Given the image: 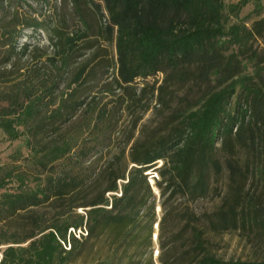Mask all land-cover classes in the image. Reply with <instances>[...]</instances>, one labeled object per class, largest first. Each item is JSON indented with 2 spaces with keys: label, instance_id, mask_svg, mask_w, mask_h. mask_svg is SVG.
<instances>
[{
  "label": "trees",
  "instance_id": "trees-1",
  "mask_svg": "<svg viewBox=\"0 0 264 264\" xmlns=\"http://www.w3.org/2000/svg\"><path fill=\"white\" fill-rule=\"evenodd\" d=\"M12 2L0 0V19ZM91 3L116 44L120 90L164 75L151 85L163 121L126 159L123 153L103 167L91 161L108 147L111 111L97 96L80 97L94 76L91 60L71 69L86 32L55 30L47 57L55 72L0 91V130L10 141L25 139L34 165L32 173L21 170L18 151L0 167V264H154L156 196L147 173L158 162L156 186L166 197L160 230L168 218L180 226L161 236V264H264L220 259L209 238L242 230L264 242V49L255 46L264 42L261 0ZM250 4L258 16L251 24L240 17ZM17 18L0 24V84L15 81L8 67L28 53L18 50ZM214 196L220 204L211 213L198 216L190 206ZM172 200L184 209L167 208Z\"/></svg>",
  "mask_w": 264,
  "mask_h": 264
},
{
  "label": "rangeland",
  "instance_id": "rangeland-1",
  "mask_svg": "<svg viewBox=\"0 0 264 264\" xmlns=\"http://www.w3.org/2000/svg\"><path fill=\"white\" fill-rule=\"evenodd\" d=\"M239 0H232L236 3ZM264 6V0H261ZM102 6L103 3H102ZM5 9L1 14V25L12 22L13 16L17 15V22L22 23L15 26L18 30H22V34L17 40L18 50L28 47L26 56L16 57L11 62L13 66H9V70H14L13 83L0 84V91H9L12 85L21 80L32 79L34 82L42 80L41 75H50L55 72L51 68L47 57L53 54L51 47V38L53 32L57 29L63 31L67 35L81 34L86 32L87 38L79 42L76 47V54L73 58L71 69L91 60L89 72L92 71L94 76L90 78V83L84 88L81 98L97 96L99 101L108 106L111 111V124L113 132L107 140L108 147L102 152V156L92 157L91 161L100 159V165L112 160L114 157H122L125 153V159L128 157L132 144L147 135H150L159 124L163 121V109L157 104L155 95L151 85L158 81L157 86L162 84L163 74L149 78L146 82L138 80L135 90H127L124 92L117 87L116 83V62L117 50L116 44L106 34L104 21L101 20L99 13L93 9L91 0H13L12 8ZM254 4L248 5L242 12L240 17L248 16V23L258 19L257 13L253 11ZM102 12L106 14L104 7ZM250 16V17H249ZM264 16V10L262 12ZM83 19V21H81ZM6 20V21H5ZM42 23L43 26L35 31L27 27V23ZM16 25V24H15ZM260 50L264 49V42L258 41L255 44ZM3 48L0 47V58L3 56ZM40 70L39 73L35 70ZM74 70V69H73ZM37 73V74H36ZM148 83L145 91L142 88ZM186 90H180L178 96H185ZM177 99L176 103L177 104ZM167 114V113H165ZM21 152V161L17 164L21 166V170L32 173L34 165L29 155L30 149L25 145V139L21 138L17 141H10L7 136L0 130V167H4L12 162V155ZM162 162H158L156 168L162 166ZM124 159L121 161V168H124ZM152 169L148 172V182L156 196L155 214L156 223L153 232V247L151 248L154 264H161L160 257L162 251L160 249L161 236L166 239L167 230L170 232L173 228H178V224L174 223L171 218L167 219V230H160L159 223L162 220L165 211L163 202L166 197L161 196L160 190L156 184L159 182L157 171ZM37 170V169H35ZM123 181L120 182L122 184ZM223 193L226 192L225 179L220 185ZM220 204V198L213 197L205 200H198L190 203L192 209L198 216L213 212ZM167 208L175 207L177 210L184 209V202L172 200ZM42 211H49L48 208ZM79 210V213H82ZM177 226V227H174ZM79 231L77 235H79ZM210 249L220 259L241 260V261H260L264 260V242L256 243L253 241V233L248 231H231L227 233L213 234L209 233ZM6 246H0V258L2 250ZM149 254V253H148ZM147 254V255H148ZM127 260V259H126Z\"/></svg>",
  "mask_w": 264,
  "mask_h": 264
}]
</instances>
